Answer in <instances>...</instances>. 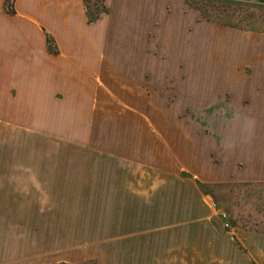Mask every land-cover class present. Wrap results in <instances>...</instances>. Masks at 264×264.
<instances>
[{
	"label": "crops",
	"instance_id": "0c3cea01",
	"mask_svg": "<svg viewBox=\"0 0 264 264\" xmlns=\"http://www.w3.org/2000/svg\"><path fill=\"white\" fill-rule=\"evenodd\" d=\"M101 1L107 13L88 23L85 0H0V137L106 113L149 121L154 105L174 127L153 159L146 143L108 167L19 160L0 145V264H264V233L223 231L196 185L264 184V34L203 21L182 0ZM104 93L125 110L94 111ZM90 178L109 185L96 197L108 206L48 203Z\"/></svg>",
	"mask_w": 264,
	"mask_h": 264
},
{
	"label": "rangeland",
	"instance_id": "374dc122",
	"mask_svg": "<svg viewBox=\"0 0 264 264\" xmlns=\"http://www.w3.org/2000/svg\"><path fill=\"white\" fill-rule=\"evenodd\" d=\"M182 1L190 10L195 11L198 18L203 21L234 28L206 20L202 16L201 10L212 17L211 19L243 27V29L237 27L234 29L264 34V6L254 7L251 3L242 1L238 4L220 3L217 0ZM186 1L198 9L190 8ZM181 60V65L186 64L187 58L184 60L181 58ZM102 96L101 101L96 100L94 111L104 113L110 110L112 113H118L125 110L121 104L115 105V100L106 93L102 94ZM160 107L155 105L150 106L151 119L149 121H139L136 118L134 120H116L109 113L102 114V118L91 121L89 124L85 121L80 122L75 120L67 122L66 125H64V122L61 124L60 121H48L47 136L43 135L45 132L43 127L40 130H31L33 134L29 133L28 130H22L20 133H15L14 135L11 131H6V136L0 137V145H5V156L9 154L7 151L13 153L15 148L17 159L19 160L36 159L37 161H43L48 159V161H68L71 164L84 161L88 163L89 167H93L96 164L97 166L108 167L109 164L114 166L117 161H124L125 159L128 160V157H134V154L131 153V146L134 148L133 151L139 152V147L148 143V159L151 160L153 159L151 156H156L155 152L161 144L159 143L162 139L160 130L168 127L166 125L163 126L168 121L162 122L157 120L162 112H164V108ZM168 124L170 125L169 128L174 127L173 122H168ZM188 124V121H182L183 128L188 129ZM81 126L82 130H80ZM144 130H148L146 136L142 133ZM129 132L132 135L128 134ZM46 150H48V153ZM133 170L140 171L139 168H134ZM151 171L153 170L149 169L150 177L153 176ZM180 177V181L177 180V184H179L183 193L182 196H186V198L194 196L195 194L192 189L194 187V180L185 173H181ZM150 179L152 180L153 177ZM89 180L92 184L83 185L82 188L69 186L68 188L71 191L68 190L62 195L53 190L51 198L48 197V203L49 200H52L54 208L82 209L85 212H91L92 209L100 206H108V200L99 201L96 197H108L109 185H96L92 178ZM74 187L76 186L74 185ZM204 191H208L211 194L216 207L218 206L226 212L229 223L232 222L234 227L264 233V184L255 186L254 184L211 185L207 189H204ZM76 193H79L78 195L81 199H78V195L75 197ZM189 204V199L182 200V207H188ZM84 219L86 220V225L90 224L91 219L89 216ZM222 229L223 231H228L223 228V225ZM88 235L86 234L85 237Z\"/></svg>",
	"mask_w": 264,
	"mask_h": 264
},
{
	"label": "trees",
	"instance_id": "16d2710c",
	"mask_svg": "<svg viewBox=\"0 0 264 264\" xmlns=\"http://www.w3.org/2000/svg\"><path fill=\"white\" fill-rule=\"evenodd\" d=\"M217 1H219L220 3H235V4H238L239 2H241V1H229V0H217ZM186 3L190 8L198 9L194 6H191L189 2L186 1ZM251 5L254 7L258 6L255 4H251ZM85 7H86V16H87L88 23H94L99 18L100 15L107 13V9L101 0H85ZM201 14L206 20L212 21L214 23L227 25V26H231L234 28L237 27L239 29H241V28L243 29V27L233 26L231 24H225L219 20L211 19L212 17H210L208 14H206L205 11L201 10ZM197 186L202 192H204V187L200 183L197 182Z\"/></svg>",
	"mask_w": 264,
	"mask_h": 264
},
{
	"label": "built area",
	"instance_id": "2783aa9c",
	"mask_svg": "<svg viewBox=\"0 0 264 264\" xmlns=\"http://www.w3.org/2000/svg\"><path fill=\"white\" fill-rule=\"evenodd\" d=\"M212 207L215 209V208H216V205H215L214 203H212ZM218 216H219V219H220L221 222H222L223 228H224L225 230H230V229H231V225H230V223H229V220H228V218H227L226 213L223 212V211H219Z\"/></svg>",
	"mask_w": 264,
	"mask_h": 264
},
{
	"label": "bare ground",
	"instance_id": "6f19581e",
	"mask_svg": "<svg viewBox=\"0 0 264 264\" xmlns=\"http://www.w3.org/2000/svg\"><path fill=\"white\" fill-rule=\"evenodd\" d=\"M129 230V229H128ZM110 233V232H109ZM119 235V233H117ZM123 237V236H122ZM121 242V241H120ZM56 246V245H55ZM54 247V246H53ZM121 247V246H120ZM127 247V246H126ZM128 248V247H127ZM138 250V249H137ZM133 252H134V248H133ZM129 253V252H128ZM133 255V254H132ZM138 255V254H137ZM129 256V255H128ZM137 257V256H135ZM149 259V258H148ZM136 260V259H135Z\"/></svg>",
	"mask_w": 264,
	"mask_h": 264
}]
</instances>
